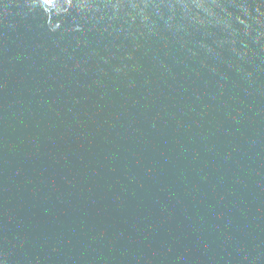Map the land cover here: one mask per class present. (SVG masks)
I'll list each match as a JSON object with an SVG mask.
<instances>
[{
  "label": "water",
  "instance_id": "95a60500",
  "mask_svg": "<svg viewBox=\"0 0 264 264\" xmlns=\"http://www.w3.org/2000/svg\"><path fill=\"white\" fill-rule=\"evenodd\" d=\"M0 264H264V0H0Z\"/></svg>",
  "mask_w": 264,
  "mask_h": 264
}]
</instances>
